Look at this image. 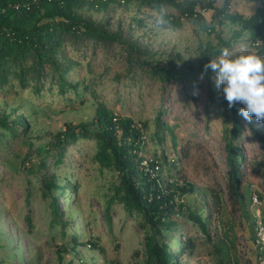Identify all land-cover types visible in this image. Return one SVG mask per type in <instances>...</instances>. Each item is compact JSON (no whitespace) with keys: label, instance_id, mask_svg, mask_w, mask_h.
<instances>
[{"label":"trees","instance_id":"1","mask_svg":"<svg viewBox=\"0 0 264 264\" xmlns=\"http://www.w3.org/2000/svg\"><path fill=\"white\" fill-rule=\"evenodd\" d=\"M216 1L208 4V8L214 10L212 18L205 19L194 16L196 0H0L1 82L9 84L19 80L23 88L32 86L37 96L48 86L50 90L58 87L62 95L75 90L80 99V84H73L67 77L73 62L66 45L82 50L96 43L104 47L109 58H122L129 70L147 73L163 86H177L194 99L198 91L205 92L209 105L218 108L223 117V155L227 170L221 173L224 182L217 180L218 190L204 186L196 176L184 175L185 170L177 165L179 157L174 164L176 173L165 175V166L169 164L167 155L155 154L150 158L144 153L148 124L117 115L100 100L95 89H90L96 100L93 119L70 121L49 130L51 140L38 151L39 160L28 172L42 173L48 167L49 156L56 158V166L61 165L70 146L79 141H93L94 161L99 171L115 176L105 208L107 219H111L114 204L122 205L142 234L143 255L139 257L138 251L135 252L132 264H190L196 258L197 249L193 229L210 237L212 219L222 212L224 202L232 214L240 211L246 215L251 203L248 176L252 165L243 141L251 135L250 140L264 152V130L254 115L249 121L239 113V108L243 107L240 102L229 107L222 86L218 88L215 84V74L204 66L221 48L233 49L244 40H251L255 54L264 57V1L250 0L258 3L250 16L231 12L229 0L222 8L215 5ZM112 5L158 13L159 18L172 24L174 29L183 26L182 19L199 22L204 31L217 36L218 42L201 40L197 59H187L181 52L171 54L166 60L155 58L153 50L135 39L132 31L125 33L121 27L114 30L105 20L94 19L92 13L104 12ZM168 7L178 10L180 16L165 12ZM146 20L139 15L133 19L137 25L153 30ZM228 23L235 24L236 29L229 38H224L218 27ZM254 42L259 45L254 46ZM7 110L0 114V150L3 145L20 139L33 144L32 134L37 126L29 112L17 105H13L9 113ZM156 125L154 134L161 142L167 125L161 118H157ZM169 129L173 144L177 146V136ZM182 151L189 156L188 149ZM29 161L32 159L27 155L21 163L26 166ZM261 177L264 180L263 171ZM40 185L41 197L49 201L51 225L60 226L65 235L67 222H73L76 215L73 209L64 211L61 206L69 192L79 185L71 179L66 185L58 182L56 173L43 175ZM256 196L264 199L262 193ZM26 220L32 223L30 213ZM69 238V243L59 248L61 262L64 253L72 250L77 253L78 248L86 245L99 247L95 238L87 239L85 234L81 239L75 228ZM108 264L124 263L110 260Z\"/></svg>","mask_w":264,"mask_h":264},{"label":"rangeland","instance_id":"2","mask_svg":"<svg viewBox=\"0 0 264 264\" xmlns=\"http://www.w3.org/2000/svg\"><path fill=\"white\" fill-rule=\"evenodd\" d=\"M226 1L217 0L215 5L222 8ZM229 3L231 12L245 16L252 15L258 7V3L250 0H229ZM165 12L180 16L175 8L168 7ZM213 14L214 10L209 11L208 19ZM92 15L96 20H105L114 30L121 27L125 33L132 31L134 38L148 45L155 58L161 60L175 52L183 53L187 59H197L201 40L218 42L217 36L204 31L199 22L182 19L183 26L174 29L172 24L159 18L160 14L151 11L112 5L106 11ZM138 15L147 19L153 30L134 23L133 19ZM235 29L236 25L231 23L218 27L224 38H229ZM66 47L73 62L67 77L73 84H80V99L75 90L62 95L58 87L50 90L48 86L42 90L41 96H37L32 86L23 88L19 80L9 84L0 81V114L7 108L9 113L13 105L21 106L37 126L32 134L33 144L20 139L3 145L0 150V264H108L110 260L132 264L135 252L138 251L137 255L142 257L141 231L123 206L114 204L110 211L111 219H107L105 208L115 176L99 171L94 161L96 149L93 141H79L70 146L61 165L56 166V158L49 156L48 167L42 173L28 172L39 160L38 151L51 140L50 129H58L70 121L93 119L96 100L92 98L90 89H95L100 100L117 115L133 117L148 124L144 153L150 158L155 154L167 155L169 164L165 166V175L176 173L174 164L179 157L177 165L185 170L183 173L187 177L196 176L204 186L215 187L216 190L217 180L224 182L221 173H226L227 164L223 155V117L218 108L209 105L205 92L198 91L194 99L177 86H163L147 73L129 70L122 58H109L104 47L96 43L82 50L70 45ZM230 50L234 54L255 53L256 48L251 40H244ZM157 118L168 126L161 142L154 134ZM259 121L264 130V119ZM169 128L177 136V146L173 144ZM250 138L251 135L243 141L252 165L248 176L251 203L247 215L240 211L232 214L224 202L222 212L212 219L210 237L193 229L197 249L196 258L190 264H260L261 253L255 235L258 217L264 218V199L255 203L253 197L255 193L264 195L261 177L264 152ZM183 148L189 150L188 157L184 155ZM27 155L32 161L25 166L21 160ZM54 173L58 182L64 185L70 179L79 185L69 192L68 199L61 206L64 211L73 209L76 215L75 222H67L65 235L60 226L51 225L49 201L41 197V177ZM225 197L223 194L222 198ZM28 213L32 215L31 224L26 220ZM74 228L81 239L85 234L87 239L95 238L99 247L86 245L78 248L77 253L73 250L64 253L61 262L59 248L69 243Z\"/></svg>","mask_w":264,"mask_h":264},{"label":"clouds","instance_id":"3","mask_svg":"<svg viewBox=\"0 0 264 264\" xmlns=\"http://www.w3.org/2000/svg\"><path fill=\"white\" fill-rule=\"evenodd\" d=\"M215 74L229 107L240 102L239 113L246 119H264V57L253 52L234 54L228 47L219 50L204 66Z\"/></svg>","mask_w":264,"mask_h":264},{"label":"built area","instance_id":"4","mask_svg":"<svg viewBox=\"0 0 264 264\" xmlns=\"http://www.w3.org/2000/svg\"><path fill=\"white\" fill-rule=\"evenodd\" d=\"M181 1V0H178ZM211 0H196V6L194 9V16L195 17H200L203 16L205 19H208L207 13L211 11L210 8H208V4L210 3ZM264 1V0H261ZM187 17V14L184 18ZM254 46L259 45V42H254ZM254 202L257 203L259 202L258 197L255 196L253 197ZM255 242L256 245L261 251L264 249V218L263 217H258L257 222H256V236H255ZM260 264H264V254H261L260 257Z\"/></svg>","mask_w":264,"mask_h":264},{"label":"crops","instance_id":"5","mask_svg":"<svg viewBox=\"0 0 264 264\" xmlns=\"http://www.w3.org/2000/svg\"><path fill=\"white\" fill-rule=\"evenodd\" d=\"M259 253L264 254V249L262 251L259 249Z\"/></svg>","mask_w":264,"mask_h":264}]
</instances>
